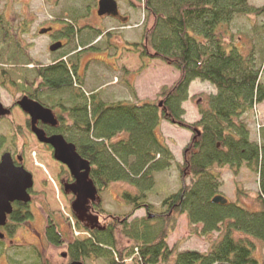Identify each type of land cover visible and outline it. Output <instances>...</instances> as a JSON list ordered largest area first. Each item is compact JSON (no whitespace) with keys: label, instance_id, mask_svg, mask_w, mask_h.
<instances>
[{"label":"trees","instance_id":"obj_1","mask_svg":"<svg viewBox=\"0 0 264 264\" xmlns=\"http://www.w3.org/2000/svg\"><path fill=\"white\" fill-rule=\"evenodd\" d=\"M135 1L142 3L146 27L140 42L128 43L130 49H142L143 69L148 58L179 72L170 87H162L159 100H142L132 88L135 101H105L98 92L84 93L85 80L77 63L63 57L50 64L34 59L26 62L19 39L30 30L26 23L18 28L22 33H9L15 29L10 26L12 29L5 28L1 37L2 76L11 78L25 95L51 108L59 121L56 127L42 125L47 134H62L76 145L78 153L90 161V179L99 191L118 182L137 189V193H121L124 202L132 205L124 215L110 214L100 202L93 203L105 228L87 227L89 238L68 241V260L104 257L109 264H264L256 256L252 240L264 243V123L258 126L259 140L252 138L251 128L257 106L264 102V45L258 48L252 39L251 47H241L237 33H233L236 18L264 16V5L253 6L249 0H134L132 6ZM252 34L254 38L258 33ZM245 36L249 37L248 33ZM28 64H33L36 80L29 81L25 75ZM12 74L21 79L12 80ZM195 80L208 82L217 91L198 104L199 119L189 122L184 118L183 104ZM53 94L67 97L56 99ZM164 121L192 134L183 148L182 164L162 134ZM3 141L0 137V146ZM174 165L180 169L181 187L163 200L159 211H154L147 198L155 187V174ZM225 169L235 180L244 169L257 175L258 208L230 200L227 204L213 202ZM14 206L6 226L0 227L8 238L33 218L29 203ZM139 209H145L146 216L129 222ZM179 213L187 215L190 225L200 224L203 235L219 232L210 249L177 251L169 246ZM52 215L46 239L60 245L65 235ZM153 217L162 223L159 228L152 227ZM6 237L0 239V256ZM36 264L52 262L42 257Z\"/></svg>","mask_w":264,"mask_h":264},{"label":"rangeland","instance_id":"obj_2","mask_svg":"<svg viewBox=\"0 0 264 264\" xmlns=\"http://www.w3.org/2000/svg\"><path fill=\"white\" fill-rule=\"evenodd\" d=\"M98 1L0 0V20H2L0 42L5 28H15L9 30V33H22L19 31L20 24L26 23L30 30L19 37L24 47L23 57L26 62L34 59L42 64H50L63 57L71 64L77 63L85 80L82 88L84 93L89 95L98 92L105 101L118 100L109 99L110 97L132 99V88L136 89L142 100H159L162 87H170L178 78L179 72L160 60L148 58L147 66L143 69L142 49L138 48L136 51L130 49L132 46L128 43L140 42L146 27L142 3L135 1L132 6L134 0H117L121 15L128 17V22H123L115 17L98 15ZM249 2L256 7L264 5V0ZM263 22L264 16L238 17L234 22L233 33H264ZM70 25H73V28H69ZM51 26L56 30L59 39L65 42V46L56 51H51L49 48L53 41L51 36L39 32L40 29ZM82 48L83 50L80 51ZM2 66L3 64L0 63L1 101L5 106L13 107V111L9 117H0V137L4 140L0 146V157L6 151L11 152L13 156L23 155L26 169L34 176V187L32 201L29 203L33 218L23 223L13 236L3 240L4 252L0 256V264H36L42 257L49 259L52 264H68V258L62 256L68 251V241L89 237L77 222V216L81 213H76L72 209V193L64 191L65 184L72 181L71 174L67 166L54 157L52 147L41 143L28 127L30 116L18 105H14L15 100H19L26 92L11 81V78L2 76ZM32 67L33 64H28L24 68L29 81L36 80ZM9 73L11 70H8ZM10 77L12 80L21 79L17 74H12ZM262 81L264 83V74ZM199 83L193 85L194 92L192 96L189 94V101L186 103L184 118L189 122L199 119L197 106L209 95L200 91H207L208 84ZM197 85H203V89L195 88ZM53 96L56 99L67 97L66 94H53ZM45 102L51 103L48 99H45ZM263 109L264 107H257L256 118L251 123L252 138L255 140H259L258 126L264 123ZM56 111L58 112L59 109ZM64 115L67 116V113L65 112ZM162 131L177 162L182 164L183 148L190 141L191 132L169 122H165ZM180 187V169L174 165L169 170L155 174V187L148 193L147 200L152 203L154 211H159L163 200L178 192ZM238 190L242 191L241 194ZM123 191L137 193V189L130 184L118 182L100 191L98 194L100 199L97 201H100L102 207L110 214H127L131 211L132 205H127L122 199ZM258 191L256 174L244 169L235 180L230 170L223 171L219 194L228 200L256 209ZM50 214H53L54 219L60 223V229L65 235V240L60 245L51 244L46 239L45 227L49 222ZM146 214L145 209H139L129 218V222L135 218H143ZM151 222L153 228H159L162 224L154 217ZM83 223L88 221L83 220ZM218 237L219 232L209 236L203 235L200 224L190 225L187 215L179 213L176 215V223L168 244L177 251H206ZM252 240L256 244V256L264 262V243L256 239ZM34 251L39 253L38 256ZM82 261L84 264H109L104 257L85 258Z\"/></svg>","mask_w":264,"mask_h":264},{"label":"water","instance_id":"obj_3","mask_svg":"<svg viewBox=\"0 0 264 264\" xmlns=\"http://www.w3.org/2000/svg\"><path fill=\"white\" fill-rule=\"evenodd\" d=\"M98 15L117 17L120 15L119 4L117 0H99ZM51 28L41 29V34H46ZM63 46L61 41H58L50 46L51 51H56ZM17 105L26 112L31 119V129L37 139L52 147L54 157L66 165L75 182L67 183L64 189L69 192L86 194L93 201L97 199L98 188L90 179L91 163L83 158L77 151L76 145L69 142L62 134L55 133L47 135L46 131L38 126V122L42 121L52 127H56L59 123L54 111L40 103L39 101L29 97L22 96ZM162 105V103H160ZM12 107H7L1 101L0 94V117H9L12 114ZM17 160L20 164H16L11 152H4L0 159V227L7 224L8 216L12 214L14 202L28 204L32 201L31 190L34 187V176L28 171L23 164V155H17ZM228 199L218 194L213 198V202L219 204H227ZM73 203V209L76 213L87 211L85 206H81L80 210H76V204ZM83 219L82 215L79 216ZM5 233L0 229V239H5ZM66 257V253L62 254ZM70 264H84L81 260H74Z\"/></svg>","mask_w":264,"mask_h":264},{"label":"flooded vegetation","instance_id":"obj_4","mask_svg":"<svg viewBox=\"0 0 264 264\" xmlns=\"http://www.w3.org/2000/svg\"><path fill=\"white\" fill-rule=\"evenodd\" d=\"M98 13V12H97ZM111 17V16H110ZM115 18H117V19H120L121 21H123V22H128V17H125L124 15H121V13H120V15L119 16H117V17H115ZM48 28H51V30L49 31V32H47L46 34H48V35H50L51 36V38L53 39V41H52V43H51V45L52 44H54V43H56V42H58V41H61L62 43H63V46H65V42L63 41V40H60L59 39V36H58V34L57 33H55V29H54V27H48ZM43 29V28H42ZM40 31H41V29H40ZM39 31V32H40ZM58 37V38H57ZM65 37V36H64ZM68 37V36H67ZM50 45V46H51ZM62 46V47H63ZM61 47V48H62ZM50 48V47H49ZM12 109H13V107H12ZM29 123H30V129H31V119H30V121H28ZM42 125H45V126H49L48 124H44L42 121H39L38 122V126L39 127H41V128H43L44 129V127L42 126ZM45 130V129H44ZM31 131H32V129H31ZM46 131V130H45ZM47 133V132H46ZM53 134V133H52ZM52 134H47V135H52ZM55 134V133H54ZM47 145V144H46ZM13 155V154H12ZM24 157V156H23ZM13 158H14V160H15V162H16V164H20L19 162H18V160H17V156H13ZM0 159H1V157H0ZM23 164H24V161H23ZM72 177V176H71ZM71 182H75V179L72 177V181ZM64 191L65 192H67L65 189H64ZM31 192V195H32V190L30 191ZM70 193H72V196H73V203L75 202V201H78V203H76V204H78V205H75L76 206V210L78 211V210H80V207L83 205V206H85L86 208H87V211H82L81 212V215H82V217H83V219H81L79 216H77V222H78V224H79V226L80 227H82L83 229H85V231L88 233V236L90 237L91 235H90V232L86 229L87 227H89V228H92V229H95V228H97V229H104L105 227L101 224V220H100V218H99V216H98V212H97V210H94L93 209V203H96V202H100V201H97V199H100L99 197H97V199L96 200H92V199H90V198H88L87 197V195L86 194H80V201H79V194H77V193H74V192H71V191H69ZM100 193V191L98 190V194ZM98 194H97V196H98ZM15 203H21V202H14L13 203V207H15L14 206V204ZM73 203H72V209H73ZM74 210V209H73ZM14 211V210H13ZM75 211V210H74ZM76 212V211H75ZM13 213V212H12ZM11 215V214H10ZM9 215V216H10ZM9 216H8V220H7V223H8V221H9ZM84 218H86V219H84ZM83 220H87L88 221V223H83ZM81 224H82V226H81ZM48 225L49 224H47L46 225V227L45 228H47L48 227ZM6 226V225H5ZM2 230V229H1ZM46 232V231H45ZM7 234L5 233V236H6ZM88 237V238H89ZM6 239H8V237H6ZM84 240V239H83ZM66 257L68 258V251L66 252ZM63 256V255H62ZM72 261H74V260H72ZM72 261H70L68 264H70ZM84 262V261H83Z\"/></svg>","mask_w":264,"mask_h":264},{"label":"crops","instance_id":"obj_5","mask_svg":"<svg viewBox=\"0 0 264 264\" xmlns=\"http://www.w3.org/2000/svg\"><path fill=\"white\" fill-rule=\"evenodd\" d=\"M250 1V0H249ZM246 35V33H237V36H238V42H237V44L239 45V46H241V47H251L252 46V43L250 42L252 39H254V40H256L257 41V47L258 48H260V47H262L263 45H264V33H258V34H255V36H254V38L252 37L253 36V34L252 33H248V36L249 37H246L245 36ZM198 82H200L199 84H204V85H206V84H208V90L206 91H204V90H200V91H203V92H207L208 94H215L216 93V88L213 86V85H211V84H209L208 82H201V81H199V80H195V81H193L192 82V84H191V86H190V88H189V94H190V96H192V94H193V92H194V88L192 89V87H193V85H196V84H198ZM195 88H200V89H203V85H197ZM210 89V90H209ZM138 97H139V95H138ZM109 99H119V98H117V97H114V98H109ZM189 100H187V101H185L184 102V104H183V106H184V108H185V110H186V103L188 102ZM257 107H261V108H263L264 107V102L263 103H261V104H259ZM263 111H264V109H263ZM262 111V112H263ZM198 116V115H197ZM259 114H258V118H259ZM165 122L166 121H164V122H162V124H161V131H162V128H163V126L165 125ZM163 132V131H162Z\"/></svg>","mask_w":264,"mask_h":264}]
</instances>
